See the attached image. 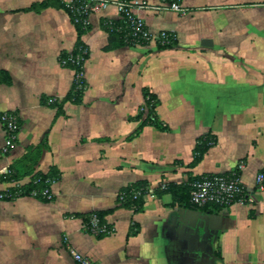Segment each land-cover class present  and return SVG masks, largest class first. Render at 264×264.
Returning a JSON list of instances; mask_svg holds the SVG:
<instances>
[{
    "label": "crops",
    "instance_id": "0c3cea01",
    "mask_svg": "<svg viewBox=\"0 0 264 264\" xmlns=\"http://www.w3.org/2000/svg\"><path fill=\"white\" fill-rule=\"evenodd\" d=\"M39 1L0 0V114L15 111L20 121L7 154L0 124V191L7 167L43 140L35 170L53 168L58 178L51 201L0 198V264H75L69 249L91 264H264V190L253 202L193 208L158 189L243 161L240 181L251 193L264 173V0H176L184 14L153 9L158 0L135 6L151 33L173 34L169 47L151 40L103 50L101 20L117 19V8L90 13L79 103L63 100L75 71L59 64L74 49L75 27L61 8L25 10ZM143 88L156 97L160 126L146 122ZM206 135L216 143L188 166ZM137 182L156 197L135 211L117 196ZM108 209L109 233L85 229L84 216Z\"/></svg>",
    "mask_w": 264,
    "mask_h": 264
},
{
    "label": "built area",
    "instance_id": "2783aa9c",
    "mask_svg": "<svg viewBox=\"0 0 264 264\" xmlns=\"http://www.w3.org/2000/svg\"><path fill=\"white\" fill-rule=\"evenodd\" d=\"M78 0H69L65 2L66 6L78 16L82 15L87 18L90 13L98 12L103 9L108 4L112 3L116 6L118 11V18L124 16L126 18V27L130 32L133 43L138 41L149 42L151 40L157 41L161 45H165L173 40V34L161 30L156 34L150 32L146 26L144 20L133 14V8L135 6L140 8L150 7L148 0H82L77 3ZM159 3L151 6L153 9H171L179 13L184 14L185 9L181 8L175 2H167L166 0H158ZM77 18L75 19V21ZM88 54L87 48L81 47L80 53L72 58L69 57L68 60L74 64H80L85 62V55ZM66 60H60L59 64L64 65ZM76 78L83 80V85L85 86V80L83 78V69L78 72ZM58 99L55 97H47L46 104H52L57 102ZM142 110V108H141ZM0 124L3 128L4 142L2 146V152L7 154L11 151L15 144L17 133L20 129L19 116L15 111H4L0 114ZM244 168V162L239 161L230 171L227 173H211L201 176L189 183V205L193 208H201L208 206H219L227 207L234 203L245 204L253 202L255 195L261 193L264 190V173L259 171L255 175L254 189L251 193L247 191L245 185L240 181V172ZM6 173V171H5ZM7 181L8 186L0 191L1 199H13L19 197L17 192L14 194L11 189L20 188L25 182L24 179ZM54 178L47 179V186L40 190H32L29 196L37 197L40 196L46 201H51L53 195L50 191V184L54 181ZM167 188L166 183H161L158 186L159 190H165ZM141 197L142 200L149 198H155V190L149 189L148 187L140 188L132 191V199ZM88 231L94 235L100 233H109L111 230L102 225L99 218L92 214L89 219ZM74 261L78 264H91L90 260L78 253L73 249H69Z\"/></svg>",
    "mask_w": 264,
    "mask_h": 264
},
{
    "label": "trees",
    "instance_id": "16d2710c",
    "mask_svg": "<svg viewBox=\"0 0 264 264\" xmlns=\"http://www.w3.org/2000/svg\"><path fill=\"white\" fill-rule=\"evenodd\" d=\"M82 0H78L77 3H80ZM128 1V0H125ZM169 2H176V0H166ZM47 7H54V8H61L63 9L67 15L69 16L72 24L75 27L77 38L75 42L74 49L71 52H61L59 55L60 60H66L65 64L62 66L70 67L75 71L74 79L71 84V88L68 91V93L65 95L63 100H69L74 103H79L82 99L83 92L86 88V85H83V80L76 78V75L78 72L82 71L83 69V63L74 64L71 63L68 58L69 57H76L80 53V48L84 47V44L81 40L82 34H84L86 31L90 29V25L86 21L85 16H78L77 14H73L71 10L66 6L65 2L63 0H42L39 2L32 3L28 8H25V10H34L39 11L43 8ZM77 20L75 21V19ZM126 18L122 16L119 19H111V20H101V27L107 32L108 38L107 43L103 47V50H110L115 47H121V46H132L136 44L143 45L145 42L138 41L137 43H133L132 38L130 36V32L126 27ZM174 39L171 40L169 43L165 45H161L158 43L161 47H169L172 44H174ZM85 59H87L88 54H86ZM6 79L5 81L7 83L10 82V77L7 73H5ZM143 97L145 99L144 106L147 109L146 114V122L154 124L156 126H160L157 118L153 114L154 111V105L156 101V97L154 94L149 93L146 89L143 88ZM46 102V98H42ZM62 100V101H63ZM61 103V102H60ZM53 107L57 106V102L49 104ZM59 110V107H58ZM140 129V128H139ZM136 132H138V130ZM216 143V139L214 137H211L209 135H206L204 137H200L198 143L194 147L193 150V159L188 164V166H193L197 164L203 157L204 153L207 151V149L214 145ZM46 148V142L43 140L36 145L28 146L25 150V152L15 161H13L6 170V173H3L1 176L3 179H6L8 181L11 180H20L23 178H28L23 185L20 188H12L11 191H16L18 196H29L30 192L32 190H40L47 186L46 180L51 178H58L56 172L53 168H50L46 173H42L40 171H36V166L39 162V159L42 155V152ZM201 176H194L190 177L188 179V182L184 185H174V184H167V188L165 190H159V191H168L171 192L173 196L175 194L179 195V199L183 201V204L189 205V190L190 186L189 183L195 179L200 178ZM147 187L145 183L137 182L132 185H129L118 193L117 201L122 206H128L133 207L134 210H139L142 207L143 200L141 197L132 199V191L137 189H142ZM36 198L45 200L40 196H37ZM46 201V200H45ZM113 209H108L105 211H98L91 214H88L83 217L85 229L88 228L89 219L92 214H95L102 225H104L103 216L109 212H111ZM106 228H108L106 225H104ZM88 230V229H87ZM106 233H100L97 236L103 235ZM75 264H78L75 262Z\"/></svg>",
    "mask_w": 264,
    "mask_h": 264
},
{
    "label": "rangeland",
    "instance_id": "374dc122",
    "mask_svg": "<svg viewBox=\"0 0 264 264\" xmlns=\"http://www.w3.org/2000/svg\"><path fill=\"white\" fill-rule=\"evenodd\" d=\"M252 14H254L255 16L258 14V11H256L255 9L253 10V12H252ZM254 15H253V17H254ZM252 36H254V33L252 34ZM257 52H258V49H256L255 50V52H253L252 53V58H254V59H256V58H258V55H256L257 54ZM147 114V113H146Z\"/></svg>",
    "mask_w": 264,
    "mask_h": 264
}]
</instances>
